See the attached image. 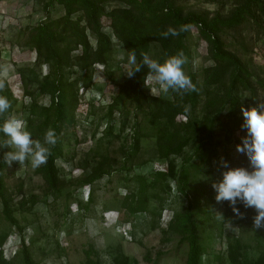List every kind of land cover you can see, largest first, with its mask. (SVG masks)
<instances>
[{"label":"trees","instance_id":"16d2710c","mask_svg":"<svg viewBox=\"0 0 264 264\" xmlns=\"http://www.w3.org/2000/svg\"><path fill=\"white\" fill-rule=\"evenodd\" d=\"M188 1L44 0V19L30 29L21 30L16 43L35 53L33 65L18 70L23 89L22 107L18 109L20 98L9 83L0 79V96L7 97L11 105L8 112L0 114V124L20 111L33 139L43 143L45 133L50 129L55 131L57 142L50 147L47 162L37 168L36 173L44 179L50 195H61L71 184L61 176L64 169H69L58 163L64 158L63 139L69 132L76 131L82 96L94 86L97 72H102L108 83L118 88V93L110 104L101 108L104 114L92 137L96 138L98 126L106 120L103 135L121 141L114 154L122 155L121 170L128 174L134 170L129 164L140 156L143 138L154 137L158 156L167 162V168L134 175L133 179L127 174L134 186L119 201L120 209L127 215L125 222L140 213L152 212V200L160 204L158 217H162L168 198L178 193L184 199L164 232L179 236L180 244L188 246L186 264H201L207 250L206 238L200 234L201 225L217 221L209 207L210 202L216 201L212 184L225 170L223 167L216 170L214 163L220 161L221 153L226 150L230 167L248 166L246 157L233 159L227 146L240 143V138L234 139L235 133L245 131L241 127V107H250L251 103L264 106V77L256 72L252 63L231 50L228 41L235 40L232 32L248 27L264 44V0H235L228 13L218 11L214 16L189 9ZM60 8L64 14L54 17L53 11ZM183 26H187L186 31H180ZM169 29H175L179 35L165 38L163 33ZM192 35L206 43L208 58L212 61V65L203 70V83L199 82L196 71L190 70L187 74L195 91L150 93V88H160V84L146 65L133 76L125 74L117 81L110 65L116 43L122 44L127 58L135 55L136 63L129 70L133 71L144 64L151 52H155V61L160 63L179 52L191 62L192 45L188 40ZM244 49L249 52V46ZM2 52L0 48V59ZM242 93L248 98L244 99ZM99 149L91 148L88 152L93 154L92 161L83 157L77 163L83 170L80 184L91 189L121 163L110 151L99 154ZM5 151L8 149L0 150V201L11 227H17L24 234V227L15 217L13 198L22 195L19 208L24 211H31L40 200L35 195L24 199L22 180L17 193L10 191L6 174L9 166L3 162ZM177 157L182 159L180 166L172 160ZM77 199L85 212L94 203L93 195L86 203L80 197ZM222 203L226 206L224 225L225 219L243 225L256 214L254 209L238 205L244 216L236 217L229 203ZM69 214L67 209V218ZM63 227L65 229V224ZM9 236V231L0 232V264H12L4 249ZM21 240L22 264H39L24 237ZM58 247H61L59 242ZM246 247L242 239L231 238L227 249L229 264H264V252L250 260ZM81 264L105 262L95 247L90 246ZM111 264H132V259L118 246Z\"/></svg>","mask_w":264,"mask_h":264},{"label":"rangeland","instance_id":"374dc122","mask_svg":"<svg viewBox=\"0 0 264 264\" xmlns=\"http://www.w3.org/2000/svg\"><path fill=\"white\" fill-rule=\"evenodd\" d=\"M234 4L235 0L188 1L189 9L206 12L210 16H214L218 11L226 14ZM43 6L44 0H3L0 2V48L3 50L0 59V79L7 81L15 95L20 98L18 109H21L23 103V89L18 70L31 67L35 61V53L17 46L16 43L21 30L30 29L44 19ZM62 14H64L62 8L52 13L54 17ZM106 31L110 33L111 30L107 27ZM231 35L235 37V40L228 41L230 49L237 51L239 56L252 63L256 72L264 77L263 40H258L256 33L248 27L232 32ZM188 42L192 45V57L191 62L186 58L183 66L184 72L187 75L190 70L196 71L199 82L203 83V70L212 65V61L208 58L206 43L201 42L194 35L189 37ZM246 45L249 46L248 53L244 49ZM155 58V52H151L147 60L155 61ZM131 59L127 58L122 44L116 43L110 65L115 71L117 81H121L134 65ZM149 90L155 95L164 92L161 85L160 88L155 87ZM117 93L118 88L109 84L105 75L99 71L94 78L92 89L83 94L78 109L79 125L76 131L69 132L64 137V158L58 161L59 166L69 169L68 171L64 169L61 176L71 181L61 195L55 197L47 192L44 179L36 173L37 168L32 167L30 160H26L23 164L14 162L8 168L6 174L10 191L17 193L22 180L24 199L35 195L40 200L31 211H24L19 208L22 195H15L13 198V207L16 209L15 217L24 227V234H21L23 232H20L17 227H11L12 224L4 217L3 203L0 201V232L9 231L10 236L4 249L7 259L12 264H22V237L30 246L39 264H81L85 260V250L90 246L95 247L105 264L112 263L118 246H122L124 252L131 257L132 264H186L188 246L180 244L179 236L168 231L164 232L168 229L174 212L179 209L181 200L184 199L178 196V193L168 198L162 217H158L160 204L152 200L150 203L152 212L140 213L130 222H125L127 215L119 205L134 184L127 179L129 172L121 170L124 161L122 155L114 154L118 151L121 141L103 135L106 120L98 126L96 138L92 137L99 118L104 114L101 108L110 104ZM242 95L244 99L248 98L246 93ZM44 101L48 102V99ZM256 105L251 103V106ZM13 117L22 119L21 112H16ZM119 124L118 122L116 127ZM244 135L245 131L236 132L234 139H241ZM100 141H102V148L99 149ZM156 145L154 137L142 139L139 158L129 164L134 168L128 174L130 179H133L134 175H144L167 168L166 160L158 156ZM236 145L232 143L227 146L229 155L238 160L245 158V155L236 151ZM91 148L99 149V154L110 151L121 162L116 165L111 175L97 182L92 189L80 184L83 170L77 166L83 157L93 159V154L88 153ZM225 151L221 153L220 161L214 163L216 170L222 168V161H228ZM172 160H175L178 166L181 165L180 157ZM90 195L94 196V203L85 212L81 210V204L77 202V198L80 197L86 203ZM209 207L217 221L201 225L200 234L206 238L204 244L207 249L201 264H229L227 249L231 238L242 239L247 246L246 254L250 260L256 259L264 252V229L255 230L253 228L252 218L256 214L243 225L233 224V227L228 229L222 224L224 217L220 215L225 214V204L215 201L210 202ZM67 209L70 210L68 218L66 217ZM63 224H65V229ZM57 225L61 226L56 229ZM58 242L61 245L60 248Z\"/></svg>","mask_w":264,"mask_h":264},{"label":"clouds","instance_id":"9594fccd","mask_svg":"<svg viewBox=\"0 0 264 264\" xmlns=\"http://www.w3.org/2000/svg\"><path fill=\"white\" fill-rule=\"evenodd\" d=\"M186 30L187 26L180 29V31ZM163 35L167 38L169 35L176 36L179 33L175 29H169ZM185 62L183 52L168 57L163 63L145 59L144 64L136 66L127 74L131 77L146 65L155 74L165 93L169 90L195 91V85L184 72ZM131 63H136L134 54ZM10 106L7 97L0 96V114L8 112ZM241 114L243 118L241 127L245 130V135L236 145V151L246 156L248 166L230 167L227 161H222L225 170L221 173V178L212 184V188L216 193V202L227 201L234 216L240 218L244 216L238 205H242L245 209H254L256 215L252 218L253 228L260 230L264 229V106L247 108L242 106ZM0 135L3 137L0 140V150L8 149L4 152L3 162L9 167L14 162L23 164L26 160H30L32 167L39 168L47 162L50 147L55 146L57 142L56 133L51 129L45 133L43 143L33 139L26 121L16 117L6 119L0 124ZM225 220L227 221L225 227L231 229L232 221Z\"/></svg>","mask_w":264,"mask_h":264}]
</instances>
